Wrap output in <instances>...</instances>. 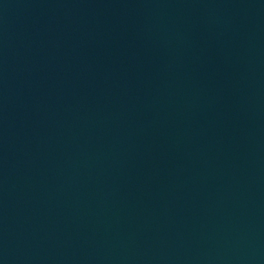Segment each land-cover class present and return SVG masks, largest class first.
Instances as JSON below:
<instances>
[{
  "label": "water",
  "instance_id": "95a60500",
  "mask_svg": "<svg viewBox=\"0 0 264 264\" xmlns=\"http://www.w3.org/2000/svg\"><path fill=\"white\" fill-rule=\"evenodd\" d=\"M0 264H264V0H0Z\"/></svg>",
  "mask_w": 264,
  "mask_h": 264
}]
</instances>
